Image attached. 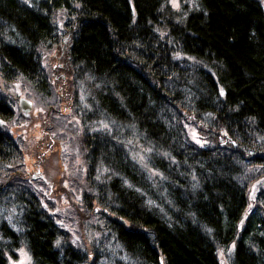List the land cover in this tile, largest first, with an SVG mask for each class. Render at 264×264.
<instances>
[{"label": "trees", "instance_id": "obj_1", "mask_svg": "<svg viewBox=\"0 0 264 264\" xmlns=\"http://www.w3.org/2000/svg\"><path fill=\"white\" fill-rule=\"evenodd\" d=\"M178 3L0 0V77L77 114L87 206L120 255L71 244L0 125V264L22 246L31 264H220L231 244L229 264H264V0Z\"/></svg>", "mask_w": 264, "mask_h": 264}, {"label": "rangeland", "instance_id": "obj_2", "mask_svg": "<svg viewBox=\"0 0 264 264\" xmlns=\"http://www.w3.org/2000/svg\"><path fill=\"white\" fill-rule=\"evenodd\" d=\"M170 3L174 8L179 5L178 0H170ZM49 58L48 53L44 52L42 67L47 76L58 81L60 73L56 74L55 71L57 61L52 63ZM61 84L58 82L55 85L56 90ZM0 93L14 112L9 123L0 120V125L22 144L23 171L44 209L60 228L68 232L71 244L89 254V261L92 260L95 249L100 247L120 257L117 253L118 245L108 236V231L102 228L99 215L101 208L91 199L92 209L89 210L87 206L86 197H91L92 192L87 186V166L77 140V114L69 113L70 109L65 100L53 101L41 93H36L20 78L5 82L0 77ZM20 97L32 101L29 112L20 110ZM69 123L72 127L68 126ZM185 128L193 142L200 146L207 144L194 124L186 123ZM257 189L258 185L251 187L252 199ZM233 248L234 244H231L226 250H217L220 264H229ZM6 256L9 264H31L30 254L24 246L14 250V255ZM160 264H163L162 261Z\"/></svg>", "mask_w": 264, "mask_h": 264}, {"label": "water", "instance_id": "obj_3", "mask_svg": "<svg viewBox=\"0 0 264 264\" xmlns=\"http://www.w3.org/2000/svg\"><path fill=\"white\" fill-rule=\"evenodd\" d=\"M18 106L21 111L29 112L32 108V101L26 97H20L18 100Z\"/></svg>", "mask_w": 264, "mask_h": 264}]
</instances>
